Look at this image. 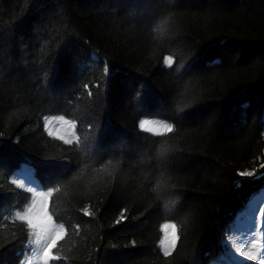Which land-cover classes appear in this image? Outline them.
Returning a JSON list of instances; mask_svg holds the SVG:
<instances>
[{
  "label": "trees",
  "instance_id": "trees-1",
  "mask_svg": "<svg viewBox=\"0 0 264 264\" xmlns=\"http://www.w3.org/2000/svg\"><path fill=\"white\" fill-rule=\"evenodd\" d=\"M29 209L49 264H264V0H0V264Z\"/></svg>",
  "mask_w": 264,
  "mask_h": 264
},
{
  "label": "snow or ice",
  "instance_id": "snow-or-ice-1",
  "mask_svg": "<svg viewBox=\"0 0 264 264\" xmlns=\"http://www.w3.org/2000/svg\"><path fill=\"white\" fill-rule=\"evenodd\" d=\"M166 62L171 64V58H167ZM51 123V122H50ZM165 127L171 131V125H165ZM66 143H71V141H66ZM241 176H251L253 173L251 172H241ZM38 195L42 197L51 196V192H41L38 193ZM31 212V209H29L28 212H25L23 214L17 213V218L19 220H26L28 228H38V230L35 232V238L31 240V243L38 245L42 251L40 253V257L43 261V264H49V261L51 259H57L59 260V256H53L52 255V249L56 246L57 239L62 238L64 232H65V226L63 224L55 225L51 223L52 218L50 216H46L39 225L34 224L33 220L29 218V213ZM84 215H91L89 210L87 208L83 209ZM127 219L125 216V210L121 211L120 217L115 221V223L121 224ZM171 227L173 229L172 237L170 240L167 241L166 244V250L164 255L167 256L170 253V250L172 248H175L176 246V233H175V225H165V228ZM161 243H165V241H161ZM241 255H250V253H241Z\"/></svg>",
  "mask_w": 264,
  "mask_h": 264
},
{
  "label": "rangeland",
  "instance_id": "rangeland-1",
  "mask_svg": "<svg viewBox=\"0 0 264 264\" xmlns=\"http://www.w3.org/2000/svg\"><path fill=\"white\" fill-rule=\"evenodd\" d=\"M54 130L56 132H63V133L67 132V129L64 126L58 125L57 123H54ZM259 208H260L259 203H256L255 210H259ZM244 222L246 223L247 220L245 219ZM241 231H243V229H241ZM241 253H248V250L245 249V246L243 244H235V252L231 261L238 262L248 256V255H241Z\"/></svg>",
  "mask_w": 264,
  "mask_h": 264
}]
</instances>
